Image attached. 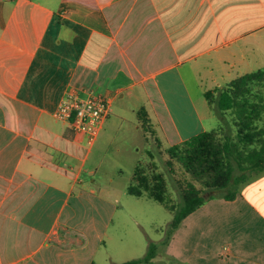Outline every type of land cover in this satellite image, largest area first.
I'll use <instances>...</instances> for the list:
<instances>
[{
	"label": "crops",
	"instance_id": "0c3cea01",
	"mask_svg": "<svg viewBox=\"0 0 264 264\" xmlns=\"http://www.w3.org/2000/svg\"><path fill=\"white\" fill-rule=\"evenodd\" d=\"M97 2L0 0V264H101L118 206L89 186L93 144L54 116L67 91L112 107L132 100L133 120L113 108L102 130L113 128L109 143L124 129L137 154L143 106L169 144L182 143L213 129L207 93L264 59V0ZM185 221L139 264H264V172Z\"/></svg>",
	"mask_w": 264,
	"mask_h": 264
},
{
	"label": "rangeland",
	"instance_id": "374dc122",
	"mask_svg": "<svg viewBox=\"0 0 264 264\" xmlns=\"http://www.w3.org/2000/svg\"><path fill=\"white\" fill-rule=\"evenodd\" d=\"M258 69L263 70V73L261 72L260 76L251 83L247 97L250 102L262 106V114L256 119L255 125L258 129H264V59H259ZM211 93L214 101L212 107L217 115L213 121L214 127L211 129L222 133L228 127V123L234 125L236 116L228 112V121L223 122L215 107L219 91ZM167 96L179 124L183 126L184 121L180 118L182 113H178L168 93ZM113 108L114 113L121 112L130 119L135 114V103L132 100L117 101ZM188 110L187 108L189 114ZM139 122L144 140L137 154L131 152L125 145L126 139L121 137L125 130L122 128L117 136L116 132H112L113 137L107 143V136L113 129L110 127L108 132L104 128L93 143V151L87 162L86 169L96 171L94 175L86 172L89 186L95 188L97 194L101 191L110 195L115 206H118L115 208L113 220L99 252L98 258L101 264H106V260L125 261L134 255L143 257L152 241L162 246L174 217L170 205L179 206L182 203V186L193 182L202 189L203 193L207 189L204 177L195 176L186 168L181 152L170 150L173 145L167 142L156 123L150 121L144 126L141 120ZM87 145L90 146L89 143ZM140 171L151 180L154 176L163 177L166 187L165 197L170 205L154 200L147 192L141 195L128 192L129 187H138L137 172ZM93 179L95 182L92 181ZM186 223L184 220L180 225L182 231L186 229Z\"/></svg>",
	"mask_w": 264,
	"mask_h": 264
},
{
	"label": "trees",
	"instance_id": "16d2710c",
	"mask_svg": "<svg viewBox=\"0 0 264 264\" xmlns=\"http://www.w3.org/2000/svg\"><path fill=\"white\" fill-rule=\"evenodd\" d=\"M91 8L98 9L97 0H72ZM263 70L245 74L232 81L230 86L219 92L215 102L220 119L228 121L227 113L236 118L235 123H228L224 132L209 130L170 147L173 152H181L186 168L195 176L204 177L207 189L205 193L193 182L181 188L182 203L170 205L165 197L166 187L163 177L150 179L137 172L139 185L131 186L128 192L141 195L147 192L151 198L165 205H170L174 217L170 222L169 232L163 243H169L182 222L209 198L222 197L233 200L245 184L264 172V129H258L255 122L261 116V105L252 103L247 97L251 83ZM263 73V72H262ZM212 93H207L210 103ZM139 119L145 126L152 121L146 107L138 112ZM234 128L236 131L234 132ZM183 148V149H182ZM159 243L150 242L145 256L112 264H139L151 262L157 255ZM97 264V263H92Z\"/></svg>",
	"mask_w": 264,
	"mask_h": 264
},
{
	"label": "built area",
	"instance_id": "2783aa9c",
	"mask_svg": "<svg viewBox=\"0 0 264 264\" xmlns=\"http://www.w3.org/2000/svg\"><path fill=\"white\" fill-rule=\"evenodd\" d=\"M112 110L109 99L95 95L82 97L77 90L70 89L54 111V116L68 122L75 132L84 134L92 145Z\"/></svg>",
	"mask_w": 264,
	"mask_h": 264
}]
</instances>
